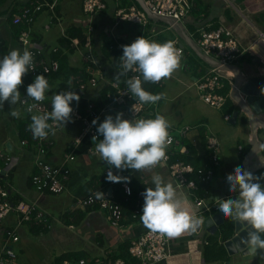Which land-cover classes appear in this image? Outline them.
<instances>
[{
	"label": "crops",
	"instance_id": "crops-1",
	"mask_svg": "<svg viewBox=\"0 0 264 264\" xmlns=\"http://www.w3.org/2000/svg\"><path fill=\"white\" fill-rule=\"evenodd\" d=\"M82 1L58 0L54 18L52 12L47 9L39 13L32 27L34 40L40 44L50 45L49 41L45 40V34L47 33L43 32V30H51L52 24H55L59 28L60 37L69 26L84 25ZM123 1L125 4L126 1ZM230 1L232 2L231 4H228L226 0H195L194 8L187 18L181 22V27H177V29L165 21L153 20V18H150L147 30L128 21L121 22L116 27V34L120 35L124 45H130L140 36L158 43H165L167 42L166 40L171 39L175 42L176 47L180 46V43L183 44V46H180L184 49L181 61L182 67L170 79L163 80L160 93H165L166 99L159 101L158 107L162 102L163 115L173 117L172 114H174L176 118L183 113H191V110L201 111L200 114L203 116L199 115L198 123L196 122L193 125L194 128L189 124L183 125L192 128L186 137L182 139L184 145L191 150L190 157L196 155V159H200L201 161L203 157H207L206 134L208 130L206 128L210 129L213 133H221L217 129H221L219 125L223 127L228 126L224 117L229 113H226L223 108L217 109L214 107H211V111H203L202 107L197 104L200 100L204 102L201 98V92L197 87V81L205 69L212 66L194 49V47L199 49L196 44L199 29L203 27L213 29L218 26L229 28L238 38L241 47L248 49L246 53H243L234 62V65L239 67L242 74L264 76V0ZM33 2L34 0H0V30L3 31L4 29L3 33H0V41L7 42L9 53L11 50H20V46L15 37L14 27H12V16H9L7 13L11 8H22ZM106 2L107 9L98 15V20L96 18L97 32L95 44L97 51H101L102 44L108 40V31L112 27L109 25L114 24L116 0H106ZM48 18L50 20L47 23L44 19ZM6 24L7 27H5ZM70 60L72 64L81 66L77 53L72 55ZM105 68V77L109 81L114 80L117 73L114 71L111 63L106 61L104 63ZM234 81L233 73L232 77L228 79L230 88L226 93L227 100L231 101L230 105L233 109L230 113L231 117L237 109H240L233 95ZM22 87L24 86L22 85L20 90ZM57 87L58 82L57 84H52L47 93H53L54 95V90ZM262 88H264V85ZM261 89L258 94L261 112L254 113L259 119L264 121V92ZM96 92L91 90L90 94H97ZM241 96L243 98L247 97L244 93H241ZM116 114H112V116L115 117ZM141 118L154 119L155 115L149 116L146 114ZM16 119L10 115L9 119L6 120L8 130L4 134H0V142L3 145L1 148L7 147L14 161L17 162L8 178L9 189L15 201L23 200L35 203L37 208L47 216L50 225V227H45L39 221L19 224L16 213L10 214L2 221L1 226L12 227L16 229V232H19H17L19 240L12 244L13 248L15 245H19V250L23 252L21 256L18 253V263L65 264L67 261H71L67 256L68 254L76 255L77 252L82 251V253H85V258H103L106 254L112 256L119 254L122 252V248H126V245L130 246L132 241L138 238L145 230L140 219L135 221L129 220L130 217H127L122 222L121 227H114L111 224L109 215L104 210L93 206L83 207L78 204L80 198L88 196L94 190L109 191L111 187L112 191H114L117 188L114 182H109L106 179V171L109 168L100 156L98 154H87L86 152L78 153L76 159L69 163L71 177L67 183L66 190L59 194H41L31 183V176L35 172L34 160L37 151L36 149L31 150L27 148L17 137L16 129L18 126L15 123ZM124 119H127L125 115ZM3 120L0 119L1 122ZM229 122L234 125L231 131L235 129L236 134L227 135V133L231 132L228 129L223 132L224 134L220 135L221 139L217 134L219 139L222 140V148L220 162L215 166V177L209 185L212 196L233 194L228 190L229 186L226 177L228 174H232L237 166L243 167L255 176L264 174V127L259 126L256 131H253L249 117L242 109L238 111L235 123H232L231 120ZM11 125L12 128L9 130ZM171 125L172 127L169 130L172 128L180 129L173 123ZM74 128H78V132L68 138L70 130ZM57 131L58 135L53 136L49 134L52 145L46 154L47 160L54 165L63 162L71 144L81 134L82 124L72 121L64 127L62 126L58 130H55V132ZM95 143L99 142L96 141ZM92 146L95 147V144L93 143ZM241 146L243 148L239 150ZM102 164H105L104 168L98 169V166ZM168 169V166L162 163V165H157L152 172L141 173L138 170L131 169L128 171L147 189V187L154 188L152 182V175L154 173L160 174L164 178L165 183H172ZM112 170L114 174H119V170L115 168H112ZM177 193L178 198H181L185 202V207L194 214L195 206L191 204L186 193L179 189H177ZM138 199H143L142 202H144L143 195H140ZM223 224L218 227L216 233L212 234L216 235L219 241L223 239ZM30 234L38 236L40 244L44 247L37 254L38 257L34 258L38 260L37 263L32 262L29 257L28 250L33 241ZM210 234L204 230L201 233L188 232L179 238H172L170 241L172 255L162 264H264V261L260 260V255H264V252L257 256L242 251L230 255L227 249L228 258L226 260L205 262L202 252H194L196 248L195 243L197 242L196 240H206ZM234 235L235 232L233 230L232 236ZM6 239L0 233V252ZM54 243L59 244V249L56 247L51 248ZM203 250L204 246H202ZM65 259L67 260L66 262Z\"/></svg>",
	"mask_w": 264,
	"mask_h": 264
},
{
	"label": "built area",
	"instance_id": "built-area-1",
	"mask_svg": "<svg viewBox=\"0 0 264 264\" xmlns=\"http://www.w3.org/2000/svg\"><path fill=\"white\" fill-rule=\"evenodd\" d=\"M148 10L160 17L172 18L178 22H183L190 14L195 6V0H143ZM58 0H34L32 4L20 7L19 10L13 14L12 24L20 26V32L18 34V43L21 53L25 48L33 53L35 70L30 71L24 76V88L23 95L21 96V104L24 106L25 111L31 117L34 114H43L50 112L51 103L46 100L43 102H35L27 97V86L29 85L27 79H35L37 75L43 74L45 77L51 72L58 71L60 63L57 59L49 58L47 52V45L37 43L34 40L32 34V27L40 12L47 9L52 12L53 18L55 17V9ZM123 0H116V7L114 11V24L108 31V41H114L119 49L123 48L122 39L119 34H116V27L119 23L128 21L133 24L141 26L143 29L148 28L150 24V16L137 2L123 3ZM127 2V1H126ZM228 4L232 2L226 0ZM12 9V8H11ZM107 9L106 0H83L82 11L84 14V41L80 37H70L63 32L62 36H65L69 40L68 47L75 50V53L81 58V68L84 69L86 80L77 75H73L71 84L74 86L68 88L66 91H75L80 95L81 99L86 102V109L83 111L80 107L71 105L74 109L72 114V121L82 124L81 134L71 144L70 149L65 154V158L62 163L58 165L52 164L47 160L46 154L51 147L52 142L49 136L40 140L36 138V155L34 160L35 172L31 176V183L33 187L41 194H59L66 190L69 177L71 175V169L68 163L74 161L78 154V149L83 140L89 135L91 138L94 135L99 136L97 133V125H93L92 121L99 118V123L105 120V117L115 113L122 112L127 119H134L135 113L131 111L132 105L137 103V116L141 118L143 115L148 114L153 116L158 113V104L148 106L141 105L132 97L128 92L126 80L138 73L129 72L128 76L121 78L120 81H109L105 77L104 64L101 63L99 56L97 55L96 48V31L97 20L99 14ZM54 20V19H53ZM196 44L199 50L207 57L215 59L222 64H234L243 53H246L247 48L241 47L238 38L233 31L225 26H218L217 28L203 27L199 29L196 38ZM103 45V44H102ZM111 49L114 45L110 46ZM182 50L183 47L177 46ZM58 47H53L54 52L58 51ZM67 48H65L66 50ZM73 54V55H74ZM183 58V57H182ZM182 61V60H181ZM121 61L116 68V72L120 70ZM233 75L232 71L224 70L219 67L210 66L201 75L197 81V87L201 92V98L205 103L211 107L222 109L227 101V94L223 92L226 81ZM84 79V80H83ZM163 80L158 84L162 85ZM104 85L110 87L105 92L106 101L102 106H97L94 101L90 100L88 93L91 90L97 91ZM115 91V92H114ZM94 95V94H93ZM74 102V101H73ZM35 104L32 112H28L27 109ZM225 120L229 121L231 115H225ZM49 123H52L49 121ZM55 130L62 127L60 124H54ZM190 126H183L179 130L180 136L174 135L172 132L176 130L172 128L169 130L172 138V144L167 149V159L163 163L168 166L169 173L172 178L174 187L182 190L186 193L194 204V214L199 217L206 218L218 211V206L215 202V198L227 199L230 196L235 198L236 194H223L218 196H212L210 189L205 188L204 193L199 194L201 184H208L212 182L215 173V166L220 162L221 141L219 137L213 133L210 129L206 134V155L208 161L195 166L191 162H187L184 159H178L171 161L173 156L180 154L181 156H188L191 154L190 149L184 145L183 138L186 137L191 130ZM99 139H103V136H99ZM98 141V140H97ZM99 142V141H98ZM196 142V140H194ZM27 141H22V144H26ZM242 146L239 149L242 150ZM87 154L95 155V147H89L86 151ZM16 161L11 156L7 147L0 148V233L7 239L3 242V246L0 252V264H19L18 254L13 248L12 244L19 240V236L15 228L1 226L2 221L12 213L18 215V223L39 221L45 227H50L49 219L47 216L37 208L35 203H29L23 200L15 201L12 198L11 191L9 189L8 178L14 167ZM112 170V169H111ZM109 171V169L106 171ZM113 171V170H112ZM114 173V172H113ZM264 175V174H263ZM264 183V180L261 181ZM125 195L121 201H117L112 194L107 190H94L88 196L80 198L78 204L86 207L93 206L98 209L104 210L110 217L111 224L114 227H121L125 218L130 217L133 220H139L143 211V202L141 199L136 201V204L129 216L126 213V204L131 201L133 194L132 186L124 182L122 184ZM130 190V192L128 191ZM101 191L105 194L103 199H96L95 193ZM91 197V199H90ZM171 239L166 236H161L158 233H152L147 228L134 239L128 248L129 259L122 256L121 253L116 255L106 254L102 257H95L88 259L85 257L80 258L78 261H67L65 264H162L165 263L172 255L171 253ZM196 248L194 252L203 253L202 246L208 244V240H196Z\"/></svg>",
	"mask_w": 264,
	"mask_h": 264
},
{
	"label": "clouds",
	"instance_id": "clouds-1",
	"mask_svg": "<svg viewBox=\"0 0 264 264\" xmlns=\"http://www.w3.org/2000/svg\"><path fill=\"white\" fill-rule=\"evenodd\" d=\"M123 55L120 57V70L114 81L128 76L129 72L138 73L126 80L128 92L141 105L152 106L162 99L165 93L152 94L142 86L144 83H159L170 79L181 67L182 50L169 40L158 43L144 36L137 37L130 45H122ZM235 64V63H234ZM35 70L33 53L27 48L11 50L0 59V107L5 102L15 106L21 102L20 88L24 76ZM69 86L71 80L68 81ZM50 90L49 80L45 75H37L34 82L27 86V97L35 102H43ZM264 92V88L261 89ZM81 97L75 91H63L51 97V111L31 116L30 131L34 138L46 139L49 134L55 135L54 124L63 127L72 122V102L80 101ZM36 105H31L27 111L32 112ZM134 119H124L122 112L115 117L108 115L102 123L99 118L92 121L98 124L97 133L92 141L95 153L108 165L106 179L109 182H130L128 177L114 174L111 170H138L152 172L157 165H162L167 159V149L172 144L169 129L171 123L165 116L157 113L155 118H136L137 103L132 105ZM10 115L19 119L21 113L12 107ZM51 121L52 123H49ZM99 143H95L96 141ZM230 193L238 195L227 199L215 198L218 211L225 218H230L235 224L247 225L249 231L241 244L249 253L258 255L264 252V175L255 176L252 172L237 166L232 174L226 177ZM153 187H147L142 193L144 197L143 211L140 221L152 233H158L169 239L179 238L185 233H196L204 225L202 217L194 215L185 207V202L178 198L177 187L171 182L165 183L160 174L152 175ZM130 192V190H128ZM96 199H103L101 191L95 193ZM91 199V197H90ZM264 261V255H260ZM81 264H84L81 261Z\"/></svg>",
	"mask_w": 264,
	"mask_h": 264
},
{
	"label": "trees",
	"instance_id": "trees-1",
	"mask_svg": "<svg viewBox=\"0 0 264 264\" xmlns=\"http://www.w3.org/2000/svg\"><path fill=\"white\" fill-rule=\"evenodd\" d=\"M50 1H53V0H50ZM125 1H127L126 3L137 2L135 0H125ZM19 8L20 7L9 9L7 14L9 16H12V18H13L14 17L13 14L16 13L19 10ZM12 27H14L15 37L17 40L21 27L15 25V24H12ZM83 28L84 27L82 24L69 26L66 29V34H68V36H70V37H80L82 39V41H84ZM169 40H171V39H168L166 41H169ZM67 43L69 44V40L65 36H61L58 39V45H52L51 46L49 44H46L47 45V52L46 53L48 54L49 58L57 59L60 63V67H59L58 71L51 72L49 75L46 76V79L49 80L50 86L52 84H57V82H58V87L55 88L54 94H58L59 92L66 91L68 88L74 86L73 84H71L70 86L68 84L69 80L72 81L71 77L73 75H77V76L84 78V79L86 78V75L84 73V69H82L81 66L79 67V66L71 63L70 58L75 53V50L68 47V45H66ZM111 45H114L113 49L110 48ZM53 47H58L59 48L58 51L54 52L52 50ZM65 48H67V49L65 50ZM7 54H9L8 44L6 41L2 40V41H0V59H3V57ZM97 55L99 56L101 63L104 64L106 61L110 62L111 65L114 67V71H116V68L118 67V64L120 63L119 59L122 56V51L119 49L118 45L114 41H108L107 40L106 43L103 44L102 50L97 51ZM80 61L82 62L81 58H80ZM81 65H83V64H81ZM104 71L106 73V68L104 69ZM27 82H29V84H31L34 81L31 78H29V79H27ZM142 86L145 88L146 91H149L152 94H158V93H160V90H161V85L158 83L154 84V83L149 82V83H144ZM109 88L110 87H108L107 85H104L101 89H99L97 94L93 95V94L88 93V96H89L90 100L94 101L97 106H102L104 104V102L106 101L105 92ZM229 88H230V84L228 83V81H226V86H225L223 92L226 94L228 92ZM22 89H24V88H22ZM22 95H23V92L21 91V96ZM51 96H53V93H46V99L45 100L48 103H51V99H50ZM230 103H231V101L227 100L226 104L223 107L225 112L229 113V114L233 110L231 108ZM72 104L74 106L80 107L83 111L86 109V102L84 100H80L78 103L76 101H74V102H72ZM21 106H22V104H21ZM22 107L24 108V106H22ZM31 122H32L31 117L28 115V113L26 114V116H21L19 119H16L15 123L18 126V128L16 129V135L21 142L24 140L27 141V143L25 144V146L27 148H29L31 150H35L36 149V138L33 137V134L29 128V125L31 124ZM203 138H204V136H203ZM92 144H93L92 138L88 135L83 140L82 144L80 145V147L78 149V153H84L89 147L92 146ZM190 155L181 156L180 154H176L175 156H173L171 161H175V160H178L180 158V159H184L187 162L193 163L195 166H198V165L202 164L203 162L208 161L207 157L206 158L203 157V159L201 161L200 159H196L197 158L196 155H194L193 157H190ZM215 169H216V167H215ZM215 173H216V171H215ZM215 173H214V177H215ZM118 175H121L123 177H128L130 179V182H127V183H129L133 188V194L131 196V201L126 204L127 207L125 210L126 213L130 216L132 213V210L136 204V201L138 200V197H140V195H142V193L146 190V188L143 186V184L138 182L136 177H134V175H132L128 170L119 171ZM123 183L124 182L115 183V185H117V188H116V190L113 191V196L115 197V199L117 201H121L124 198L125 192H124V189H122ZM205 188L209 189V185L208 184H201L199 194L204 193ZM130 219H132L131 216H130ZM234 226H235V223H233L230 218H225V221L223 224L224 228L222 230L223 231L222 232L223 239L221 241H219L218 238L216 237V235H212V234L208 235V237L206 239V240H208V244H206L204 246V250H203L205 262H215V261H220V260H226L228 258L226 248L224 246V242L227 239L231 238L232 232L234 230ZM125 247L126 248H122L121 255L126 257V259H129L130 258L129 254H128L129 246L126 245ZM67 256L73 262L78 261L82 257H86L85 253H82L81 255H79V254L78 255L77 254L76 255H69L68 254ZM66 261L67 260L65 259V262Z\"/></svg>",
	"mask_w": 264,
	"mask_h": 264
},
{
	"label": "water",
	"instance_id": "water-1",
	"mask_svg": "<svg viewBox=\"0 0 264 264\" xmlns=\"http://www.w3.org/2000/svg\"><path fill=\"white\" fill-rule=\"evenodd\" d=\"M137 3L147 12V14L153 18L158 19L161 21H165L168 24H170L172 27L177 29V27H181V22H178L172 18H166V17H160L152 14L148 8L145 6V3L143 0H136ZM177 23V24H175ZM174 25V26H173ZM180 46H183L182 43H180ZM194 49L198 52V54L208 63L215 67H219L224 70H229L234 73V84H233V95L236 99V102L238 103L240 109H242L249 117L250 125L253 129V131H256L257 127H264V121L259 119L255 113L261 112V107L259 105V91L261 87L264 85V76L259 75H245L240 72L239 67L234 64H222L219 61L212 59L210 57L205 56L199 49ZM241 93H244L247 95V97H242ZM250 104V105H249ZM240 109H237L233 116L231 117V122L235 123V119L238 115V111ZM255 112V113H254ZM109 193L112 194V188L110 187ZM203 218V217H202ZM204 225L202 228H200L197 233L209 232L211 234L216 233L218 230V227L224 223V217L220 212H217L211 216H208L206 218H203ZM249 231V227L247 225H240L235 224L234 226V232L235 235L231 238L227 239L224 242V245L230 255H234L238 253L239 251H242L244 253H249L248 250L241 244V241L243 238L247 236V232Z\"/></svg>",
	"mask_w": 264,
	"mask_h": 264
},
{
	"label": "rangeland",
	"instance_id": "rangeland-1",
	"mask_svg": "<svg viewBox=\"0 0 264 264\" xmlns=\"http://www.w3.org/2000/svg\"><path fill=\"white\" fill-rule=\"evenodd\" d=\"M41 13V12H40ZM44 13V12H43ZM48 13V12H47ZM48 16H49V14H48ZM49 20H50V18H48V19H44V21L45 22H49ZM97 20H98V18H97ZM109 26H112V25H109ZM5 27H7V24L5 25ZM85 30V28H83V31ZM3 31H4V29H3ZM3 31H1L0 30V33L2 34L3 33ZM46 32L47 34H45V40L46 41H49V43H50V45L52 46V45H58V39L60 38V30H59V28L55 25V24H52V27H51V30H48V31H46V30H43V32ZM97 32V31H96ZM20 91H22V92H24V89H21ZM163 92V91H162ZM164 92H165V90H164ZM198 105H200L201 107H202V109H203V111L204 110H208V111H211L212 110V108H211V106H209L208 104H206V103H204L202 100H200V102H198L197 103ZM12 107H14V108H16V109H18L19 111H20V113H21V116H26V111L24 110V108L21 106V104L20 103H18L17 105H15V106H12V105H10L8 102H5V104H4V106L3 107H0V119H4L2 122L0 121V134L1 133H5L8 129H7V125H6V120L7 119H9V117H10V111H11V108ZM214 111V110H213ZM158 113L159 114H162L163 115V103L161 102L160 103V106L158 107ZM201 113V111L199 110V111H192L191 110V113H188V112H186V113H183L181 116H179V115H177V116H179L180 117V119H178V118H176L175 116H174V114H172L173 115V117H171V116H165V115H163V116H165L166 117V119L168 120V121H170L171 123H173L177 128H181L183 125H186V124H189V125H191L193 128H194V124L197 122L198 123V120H199V115L200 116H203L202 114H200ZM222 114V113H221ZM220 114V115H221ZM226 124L228 125V126H221V125H219V127L221 128V129H217V131H221V133L219 132H217V133H215L216 135L218 134L219 136L220 135H222V134H224L223 132H225L226 131V129H228V130H232L233 128H234V125H232L229 121H227L226 120ZM197 125V124H196ZM11 128H12V125L9 127V130H11ZM78 132V128H74V129H72V130H70V132H69V135H68V138H70V137H72V136H74V134H76ZM174 135H178V136H180V133H179V130L178 129H176V130H174L173 132H172ZM229 134H232V135H235L236 134V130L234 129L233 131H231V132H229V133H227V135H229ZM55 135H58V131L57 132H55ZM55 135H53V136H55ZM220 139H221V136H220ZM67 141V140H66ZM221 141V147H222V140H220ZM1 147H3V145L1 144V142H0V148ZM240 150V149H239ZM237 151H238V149H237ZM72 162V161H71ZM70 163V162H69ZM69 163H68V166H69ZM104 166H105V164H102L101 166H98V169H103L104 168ZM70 177H71V175H70ZM69 177V178H70ZM68 182H69V180H68ZM13 215V214H12ZM53 223V222H52ZM18 232V231H17ZM19 233V232H18ZM31 235V237H32V243H31V245H30V248H29V250H28V252H29V257H30V260L32 261V262H34V263H37L38 262V260H36V259H34L35 257H38L37 256V254L40 252V250L41 249H44V247L40 244V242H39V237L38 236H35V235H32V234H30ZM23 236V235H22ZM53 247H56V248H58L59 249V244L58 243H54L52 246H51V248H53ZM14 248H15V250H16V252H17V254L19 253V255L21 256L22 254H23V252L22 251H20L19 250V245L17 246V245H15L14 246ZM80 248V247H79ZM58 251V250H57ZM77 255L79 254V255H81L82 254V251H81V253L80 252H77L76 253Z\"/></svg>",
	"mask_w": 264,
	"mask_h": 264
},
{
	"label": "bare ground",
	"instance_id": "bare-ground-1",
	"mask_svg": "<svg viewBox=\"0 0 264 264\" xmlns=\"http://www.w3.org/2000/svg\"><path fill=\"white\" fill-rule=\"evenodd\" d=\"M250 105V104H249ZM123 189V188H122ZM129 220H131V219H129ZM36 223V222H35ZM38 224V223H37ZM23 226V225H22ZM8 227V226H7ZM43 229V228H42ZM43 231V230H42Z\"/></svg>",
	"mask_w": 264,
	"mask_h": 264
}]
</instances>
